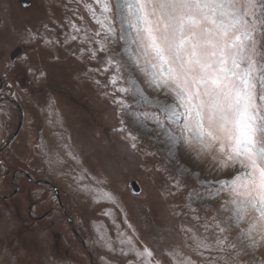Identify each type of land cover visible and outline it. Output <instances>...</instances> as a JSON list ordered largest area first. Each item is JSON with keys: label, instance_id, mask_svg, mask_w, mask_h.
<instances>
[{"label": "rangeland", "instance_id": "rangeland-1", "mask_svg": "<svg viewBox=\"0 0 264 264\" xmlns=\"http://www.w3.org/2000/svg\"><path fill=\"white\" fill-rule=\"evenodd\" d=\"M27 3L0 0V77L7 82L1 95L16 99L23 113L19 134L7 143L22 116L15 105L0 104V264H126L120 232L134 234L137 246L153 250L161 264H176L174 252L203 264L190 237L205 234V218H228L220 211L227 195L208 199L212 194L206 188L216 187L208 181L230 172L213 170L186 147L170 153L163 135L140 130L135 117L142 118L153 105L139 94L126 97V112L113 103L111 85L105 87L109 74L100 71L104 54L93 60L87 49L95 44L71 40L83 33H75L69 21L89 34L96 27L75 0ZM18 47L24 51L12 61ZM122 47L115 45L113 51ZM133 78L145 96L156 97L144 77L137 73ZM120 127L139 137L138 150L129 147ZM23 171L41 181L28 180ZM100 181L107 182L122 211L82 194V188L91 193ZM226 235L241 246L239 229ZM99 236L116 241L117 250L107 251ZM240 259L241 264H260L264 247Z\"/></svg>", "mask_w": 264, "mask_h": 264}, {"label": "snow or ice", "instance_id": "snow-or-ice-1", "mask_svg": "<svg viewBox=\"0 0 264 264\" xmlns=\"http://www.w3.org/2000/svg\"><path fill=\"white\" fill-rule=\"evenodd\" d=\"M75 2L96 27L89 34L87 28L69 21L75 33H83L71 35V40L95 44L87 49L93 60L104 54L100 71L109 74L105 87L111 85L113 103L126 112V97L139 94L145 104L153 105L142 118L135 117L140 130L163 135L170 153L186 147L197 159L210 162L213 170L230 172L226 178L208 181L217 186L206 188L212 194L208 199L227 195L220 211L229 213L228 218H205V234L190 240L203 264H241L249 250L264 247V0ZM118 44L122 49L113 51ZM137 73L157 94L154 99L137 86L133 78ZM119 123L124 125V119ZM117 131L126 133L129 147L138 150L137 135L124 127ZM69 159L75 162L74 156ZM106 183L92 185L91 193L83 188L81 192L92 196V203H108L122 211ZM124 223L128 224L126 215ZM233 227L239 229V247L226 235ZM119 236V245H127V250L121 248V254L129 257L126 264H161L153 250L137 246L134 234ZM98 239L107 251L117 250L116 241ZM172 254L176 264H197L181 252Z\"/></svg>", "mask_w": 264, "mask_h": 264}, {"label": "flooded vegetation", "instance_id": "flooded-vegetation-1", "mask_svg": "<svg viewBox=\"0 0 264 264\" xmlns=\"http://www.w3.org/2000/svg\"><path fill=\"white\" fill-rule=\"evenodd\" d=\"M6 81L4 80V78H1L0 77V104L1 103H5L6 101L8 102V103H10V104H12V105H15L16 107H17V109H19V115L21 116V107H20V105H19V102L16 100V99H14L12 96H7V97H4V96H2L1 94H2V92H3V90H4V88H5V86H6ZM20 122V121H19ZM15 134H16V132H15ZM15 134L7 141V143H11L12 141H13V138H14V136H15ZM16 137V136H15ZM7 143H6V145H7ZM5 145V146H6ZM4 146V147H5ZM0 151H1V149H0ZM23 173L26 175V173L23 171ZM14 177H16L17 176V172H14ZM27 176V175H26ZM27 178H28V180H30V181H32V182H34V183H39L41 180H36V179H33V178H29L28 176H27ZM16 184V183H15ZM16 191H18V189H19V186L16 184ZM5 198H9V196H7V197H5Z\"/></svg>", "mask_w": 264, "mask_h": 264}, {"label": "water", "instance_id": "water-1", "mask_svg": "<svg viewBox=\"0 0 264 264\" xmlns=\"http://www.w3.org/2000/svg\"><path fill=\"white\" fill-rule=\"evenodd\" d=\"M21 2H22V4L24 5V6H28V0H20ZM23 51H24V48L23 47H18L12 54H11V60L12 61H14V60H17L19 57H20V55L23 53ZM22 121H23V116H22V118H21V123H20V125H19V128H18V131H17V133H16V135L19 133V131H20V129L22 128ZM15 135V136H16ZM134 189L137 191V190H139V187H138V185L136 184V182H134ZM58 193H59V191H58ZM59 197H60V194H59ZM71 223H72V225H74L73 224V221H71ZM82 241V243H83V245L84 246H86V244H85V242L83 241V240H81Z\"/></svg>", "mask_w": 264, "mask_h": 264}]
</instances>
